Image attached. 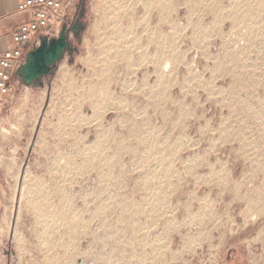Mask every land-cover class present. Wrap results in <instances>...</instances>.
<instances>
[{
    "label": "rangeland",
    "instance_id": "rangeland-1",
    "mask_svg": "<svg viewBox=\"0 0 264 264\" xmlns=\"http://www.w3.org/2000/svg\"><path fill=\"white\" fill-rule=\"evenodd\" d=\"M155 5L73 0V54L14 75L0 264H264V0ZM136 25L155 65L121 57Z\"/></svg>",
    "mask_w": 264,
    "mask_h": 264
},
{
    "label": "built area",
    "instance_id": "built-area-1",
    "mask_svg": "<svg viewBox=\"0 0 264 264\" xmlns=\"http://www.w3.org/2000/svg\"><path fill=\"white\" fill-rule=\"evenodd\" d=\"M72 6L73 0H18L16 10L26 19L13 28L11 46L0 53V120L13 99V77L26 53L37 47L42 37H58Z\"/></svg>",
    "mask_w": 264,
    "mask_h": 264
},
{
    "label": "crops",
    "instance_id": "crops-1",
    "mask_svg": "<svg viewBox=\"0 0 264 264\" xmlns=\"http://www.w3.org/2000/svg\"><path fill=\"white\" fill-rule=\"evenodd\" d=\"M117 2L125 4V3H132L135 5V10L133 11V18L137 21L142 20H149L152 21L156 18L157 11L155 9L157 0H117ZM17 3L18 0H0V53L11 46V32L13 28L21 21L26 19V16L24 14L17 12ZM129 14H127V17ZM126 17V15L124 16ZM151 23V22H150ZM154 24V23H151ZM157 27H148L144 28L140 25L135 27L133 32V41H138V47H136V50L134 53L130 55H126L124 53L121 54V57L123 60H130L132 61L131 64L133 66L136 65V67H144L145 65H142V63H146L143 61L148 60L147 63L149 65H155L157 63L155 61L156 51L155 49V41H151V37L158 36L157 33ZM137 37V38H135ZM148 40V45L147 41ZM141 42H143L141 44ZM154 51V52H153ZM149 53V54H148ZM134 56L135 59H134ZM162 56V55H161ZM163 58V56H162ZM152 61H155L154 63ZM136 79H149L148 77H138ZM2 119V118H1ZM1 122V121H0ZM227 254L228 256H234L238 257L239 253L236 251V247H229L227 248ZM232 254V255H231Z\"/></svg>",
    "mask_w": 264,
    "mask_h": 264
},
{
    "label": "water",
    "instance_id": "water-1",
    "mask_svg": "<svg viewBox=\"0 0 264 264\" xmlns=\"http://www.w3.org/2000/svg\"><path fill=\"white\" fill-rule=\"evenodd\" d=\"M82 30V25L74 21L73 25L62 26L58 37H42L40 44L26 53L25 61L17 68L16 73L24 85H43V79L51 75L65 54L71 55L75 51L69 33L75 36Z\"/></svg>",
    "mask_w": 264,
    "mask_h": 264
},
{
    "label": "bare ground",
    "instance_id": "bare-ground-1",
    "mask_svg": "<svg viewBox=\"0 0 264 264\" xmlns=\"http://www.w3.org/2000/svg\"><path fill=\"white\" fill-rule=\"evenodd\" d=\"M142 238V237H141ZM143 253V252H142Z\"/></svg>",
    "mask_w": 264,
    "mask_h": 264
}]
</instances>
